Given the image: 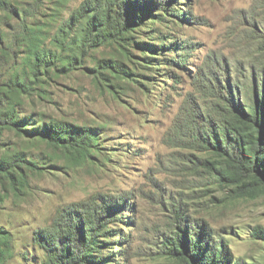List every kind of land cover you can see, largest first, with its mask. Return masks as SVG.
I'll use <instances>...</instances> for the list:
<instances>
[{
	"label": "rangeland",
	"instance_id": "obj_1",
	"mask_svg": "<svg viewBox=\"0 0 264 264\" xmlns=\"http://www.w3.org/2000/svg\"><path fill=\"white\" fill-rule=\"evenodd\" d=\"M109 1L0 0V107L29 129L60 122L94 134L70 151L0 125V158L30 162L15 169L16 186L0 175L5 264H43L36 233L96 197L116 208L93 264H187L168 254L180 228L264 264V184L225 182L207 140L238 98L263 97L264 0H161L119 28L115 5L104 20ZM95 12L102 21L85 42ZM32 72L24 93L15 82Z\"/></svg>",
	"mask_w": 264,
	"mask_h": 264
},
{
	"label": "trees",
	"instance_id": "obj_2",
	"mask_svg": "<svg viewBox=\"0 0 264 264\" xmlns=\"http://www.w3.org/2000/svg\"><path fill=\"white\" fill-rule=\"evenodd\" d=\"M144 1H109L105 22L110 19L113 5L117 8L116 16L112 18L118 21L115 27L119 28L121 18L125 19V26L136 20L139 21L148 14V11L151 12L153 6L158 7L160 4L157 2L161 0ZM101 21L100 15L95 12L93 20L90 21L91 27L87 28L88 35L85 42L91 40L90 33L98 30ZM99 38L100 34L97 35V39ZM42 54L46 56L44 52ZM42 64L43 62H38L37 67L35 66L36 70ZM39 75L40 72H32L31 79L26 84L19 79L15 85L24 88V93H30L26 88L31 90L34 80L38 79ZM262 96L260 99L259 95L255 94L252 104H245L238 98L237 102H233L234 110L231 119L223 127L224 132H221V129L219 132L214 131L212 138L207 134V140L210 141L208 145L215 149L218 158L223 161L218 171L220 177L227 183L244 187L250 183L264 184V94ZM4 99L2 98L1 104ZM35 124L24 123L15 108L4 105L0 107V125L7 130H15L30 137L40 136L41 139L66 150H84L91 146L94 137L90 128L74 127L60 122L38 130L24 126ZM2 129L4 128L0 130ZM21 164H30V162L22 156L0 158V175H4L16 186L20 178L15 174V169ZM214 168L217 169L215 164ZM112 208L116 206L99 197L66 207L56 217L51 227L36 233V242L46 252V260L43 264L96 263L95 253L99 252L102 244L106 243L100 239L106 235L100 233L109 232L107 230L109 216L106 213H110ZM180 231L183 235L178 234V238L168 247V254L172 257L183 259L187 264H246L240 259L236 260L226 244L221 248L209 242L205 244L203 230L198 232L195 229L188 231L186 228L184 230L180 228ZM260 232L264 236V230L261 229ZM11 240L10 232L0 227V264H5L6 257L11 255Z\"/></svg>",
	"mask_w": 264,
	"mask_h": 264
}]
</instances>
